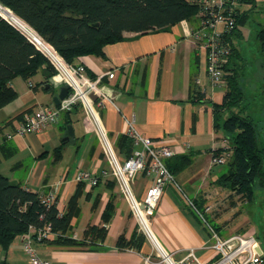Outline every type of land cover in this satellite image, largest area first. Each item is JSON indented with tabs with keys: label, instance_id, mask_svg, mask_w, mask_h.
<instances>
[{
	"label": "crops",
	"instance_id": "1",
	"mask_svg": "<svg viewBox=\"0 0 264 264\" xmlns=\"http://www.w3.org/2000/svg\"><path fill=\"white\" fill-rule=\"evenodd\" d=\"M258 2L264 3V0L247 3ZM200 20L199 11L192 18L163 28L125 32L122 40L106 46L104 56L85 55L77 62L85 65L90 76H103V82L113 87L115 103L107 102L101 116L115 146L120 136L125 134L124 113L135 116L136 126L142 133L163 140L175 149L173 168L180 188L174 184L167 185L153 216V228L165 247L174 252L176 259L193 251L199 261L208 262L217 255L213 247L214 238L190 207L187 198L204 196L207 198L206 207L211 210L214 204L211 205L210 198L222 190L215 183L221 175L217 173L218 165L212 163L213 150L224 146L222 134L215 131L213 103L223 101L227 83L225 79L213 81L208 74L206 51L202 41L193 35L200 27ZM239 31L240 35L232 36L235 45V39L243 37V31ZM110 71L115 72L112 78L108 76ZM38 73L43 76L40 86L33 77L27 80L20 76L25 83L18 81L17 77L12 80L18 96L0 108L5 116L4 123L28 109L33 111L55 105L53 96L59 86L51 90V77L47 83L44 82L48 79L44 69H39L35 76ZM30 81L33 87H30ZM195 90L204 94L202 99L194 95ZM69 118L75 135L62 147L61 155L58 156L55 150L67 132L63 128L65 118L62 116L58 122L36 133L43 150L33 154V165L27 176L18 181L47 194L58 184L57 200L63 208L77 189L73 178L80 168L94 174H101L109 168L97 136L87 131L82 108L78 106L71 111ZM12 129L9 126L6 131ZM27 136L15 135L4 142L0 156L9 158L21 154L22 143L26 145ZM49 143L52 146L43 148ZM116 149L124 159L123 152L117 146ZM181 155L189 156L187 165H182L177 158ZM21 164L19 162L17 166ZM100 176L98 185L83 188L78 200L80 212L73 216L72 228L66 235L79 242L63 244L52 241L58 235L53 232L50 241L33 242L40 257L50 259L53 264H149L145 260L152 250L148 240L139 248L117 244L121 234L130 240L140 232L126 199L119 192L116 179L110 174ZM152 179L153 176L142 173L133 177L132 183L140 198L146 195ZM111 199L114 209L109 220L104 222L103 214ZM216 215L212 218L217 222L220 216ZM93 225L106 228L103 239L86 236L85 230ZM217 228L214 229L223 236L220 227ZM0 260H5L6 264H33L25 249L23 235L17 236L7 251L0 246Z\"/></svg>",
	"mask_w": 264,
	"mask_h": 264
},
{
	"label": "trees",
	"instance_id": "2",
	"mask_svg": "<svg viewBox=\"0 0 264 264\" xmlns=\"http://www.w3.org/2000/svg\"><path fill=\"white\" fill-rule=\"evenodd\" d=\"M202 1L0 0V108L18 96L12 85L14 78L22 76L28 80L43 68L48 78L44 82L49 83V78L55 74L51 62L30 38L41 47L43 45L39 38L41 36L69 63L78 64L81 56L90 54L104 56L106 46L122 40L125 32H146L192 18L200 11ZM247 2L250 0H239L235 26L223 34V38L232 48L229 61L224 65L227 90L221 103H213V109L215 131L220 132L230 143L227 147L223 146L214 151L216 154L223 151L231 153L225 163L228 166L227 170L221 173L215 183L236 194L247 195L251 200L256 184L264 186V143L259 138V130L253 116L242 114V103L246 94L239 77L245 66L239 64L243 57L232 40L233 35L241 34L240 26L249 21L250 13L242 10L240 6ZM256 38L261 48L260 67L264 71V25L257 32ZM50 89H55L51 83ZM194 95L198 99L204 96L200 90H195ZM237 107L241 109L236 111ZM30 111L32 108L26 112ZM70 112L61 115L65 118L64 129H67L71 122ZM25 113L22 112L6 121L0 126V131L9 126L14 129V121L22 119ZM223 113L229 115L221 120ZM6 133L0 144L1 150L4 142L9 140ZM68 142H62L56 148L55 153L58 156ZM116 146L123 152L125 158L132 153V140L125 134L120 136ZM173 158L174 156L167 159L166 163L174 173ZM177 158L182 165L190 162L188 155ZM85 186L84 182L77 184L75 193L61 211L57 202L47 205L43 201L47 192L28 188L22 182H13L7 175L0 173L1 248L7 251L17 236L25 235L32 227L39 229L47 224H50L53 232L58 234L52 241L63 244L78 243L79 241L66 235H69L72 228L73 216L80 212L78 200ZM113 209L114 203L111 199L103 214L104 222L109 220ZM106 232L104 226L96 225L85 230L86 236L95 240L103 239ZM50 240L51 237L42 242ZM146 240L142 233L137 235L135 233L130 240L121 234L117 244L121 247L133 245L139 248ZM0 264H6V261L0 260Z\"/></svg>",
	"mask_w": 264,
	"mask_h": 264
},
{
	"label": "built area",
	"instance_id": "3",
	"mask_svg": "<svg viewBox=\"0 0 264 264\" xmlns=\"http://www.w3.org/2000/svg\"><path fill=\"white\" fill-rule=\"evenodd\" d=\"M238 5L239 0H203L201 3L200 27L193 32V35L202 41V47L207 54L208 74L216 82H221L224 79V65L229 61L232 48L229 42L223 38V34L234 28ZM39 38L43 42L41 47L32 38L30 39L48 57L55 69V74L51 77L52 85L60 87L63 84H68L70 89L60 104L42 106L25 113L23 118L17 121L14 129L6 133V136L10 139L15 135L26 136L31 133H40L48 126L58 122L64 112L72 111L80 106L85 115L87 131L97 136L101 152L105 156L109 168L103 170L101 174H94L88 169L80 168L74 174L73 179L77 184L84 182L89 187L98 185L100 175L110 174L116 179L119 192L126 199L139 232L151 244L152 250L145 256L147 263L264 264L263 249L253 234L232 233L221 236L189 198L187 199L190 207L211 231L214 238L213 247L217 255L208 262L199 261L193 251L181 259L174 257V252L165 247L154 231L153 216L167 185L174 184L180 188L175 174L166 163L167 159L175 155V149L163 140L153 139L142 133L136 126L135 116L123 113L124 133L132 140L133 150L129 157L121 158L101 116V110L107 102L115 103L113 87L103 82V76L91 77L84 64L69 63L54 46L41 36ZM114 75V71L108 72L110 78ZM29 85L33 87L34 84L30 81ZM222 138L224 146L227 147L228 140L223 136ZM230 154L229 151L216 154L213 150L212 163L214 165L225 164ZM137 173L153 176L143 198L137 195L136 188L132 183V179ZM57 190L58 184L44 196L43 201L47 205L57 202L59 209L63 211L64 208L57 200ZM206 210H209V207H206ZM52 234L51 225L47 224L39 229L32 227L23 235L25 249L33 264H53L50 259L40 257L33 246L34 241L42 242L50 238Z\"/></svg>",
	"mask_w": 264,
	"mask_h": 264
},
{
	"label": "rangeland",
	"instance_id": "4",
	"mask_svg": "<svg viewBox=\"0 0 264 264\" xmlns=\"http://www.w3.org/2000/svg\"><path fill=\"white\" fill-rule=\"evenodd\" d=\"M241 9L248 10L250 18L246 25L240 26L243 31V37L235 39L236 46L243 57V59L239 60V64L245 66L241 71L239 81L245 90L246 98L242 103L243 109H240L242 114L253 116L259 130V138L264 143V71L260 67L262 62L261 48L256 38L257 32L264 25V3H243ZM45 57L48 59L46 55ZM17 79L25 83L20 76ZM42 79L43 76L40 73L33 76V80L37 81L38 84ZM240 109L238 107L235 108L236 111ZM228 115V113H223L221 120L227 118ZM4 119V113L1 111L0 126L4 124ZM6 129L7 127H4L0 131V140L7 132ZM26 139V145L22 143L24 147L21 148V154L13 155L9 158L0 156V172L7 175L13 182L23 180L27 176L29 169L33 165V154L37 150H43L41 149L42 141L36 133L29 134ZM227 143L230 144L229 140ZM47 146L52 145L49 143L44 145L43 148ZM72 148L73 146L71 145ZM19 162L22 164L17 166ZM217 167V173L221 174L227 170L228 166L227 164H220ZM221 189L220 192L210 198L212 201L211 205L214 204L211 210H206L207 198L204 196L196 198L191 197V195L188 197L203 212L204 217L213 228L218 229L217 226H219L224 235L232 233L253 234L264 252V186L259 183L256 184L251 200L247 195L236 194L226 187ZM216 214L220 216L219 220H217L218 223L212 218Z\"/></svg>",
	"mask_w": 264,
	"mask_h": 264
},
{
	"label": "water",
	"instance_id": "5",
	"mask_svg": "<svg viewBox=\"0 0 264 264\" xmlns=\"http://www.w3.org/2000/svg\"><path fill=\"white\" fill-rule=\"evenodd\" d=\"M69 89L70 86L68 84H63L59 87L58 92L53 96V102L55 105L60 104L61 100L67 96ZM74 135H75V130L73 128V125L68 124L67 133L63 137L62 142H68L71 139V137H73Z\"/></svg>",
	"mask_w": 264,
	"mask_h": 264
}]
</instances>
